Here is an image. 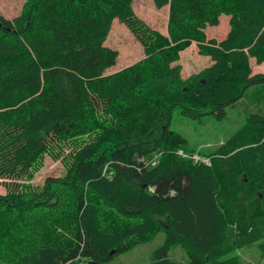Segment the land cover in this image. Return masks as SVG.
Segmentation results:
<instances>
[{"label": "trees", "instance_id": "16d2710c", "mask_svg": "<svg viewBox=\"0 0 264 264\" xmlns=\"http://www.w3.org/2000/svg\"><path fill=\"white\" fill-rule=\"evenodd\" d=\"M153 4L169 7L166 33L132 0H24L14 18L0 14V264H101L159 232L148 264H244L240 249L264 251L263 106L206 161L169 128L174 111L224 118L248 90L264 102L250 60L264 63V0ZM222 14L225 37H207ZM114 18L144 56L106 74ZM192 42L212 63L182 78L174 63ZM46 154L64 172L23 184ZM175 245L186 262L168 257Z\"/></svg>", "mask_w": 264, "mask_h": 264}, {"label": "rangeland", "instance_id": "374dc122", "mask_svg": "<svg viewBox=\"0 0 264 264\" xmlns=\"http://www.w3.org/2000/svg\"><path fill=\"white\" fill-rule=\"evenodd\" d=\"M139 1L140 0H133L132 2L134 13L151 27L166 33L167 25L164 24V9L157 11L154 7L153 0H141L144 4L143 6L139 5ZM23 2L24 0H0V14L4 16V18H14V16L20 13ZM229 18L228 15L222 14L217 25H208L206 27L205 35L217 40L225 37V34L229 30ZM110 26L109 34L104 44L118 50L117 52L119 54L115 64H112V66L106 69V74L113 73L125 67L126 63H128L126 65H129L131 62L134 63L144 56L142 45L124 23L118 18H114ZM197 48L196 42H192L187 48H184V50L180 52V59L174 63L180 66V75L182 78H187L192 74H196L212 63L210 57L200 53ZM250 60L252 73L264 71V63L256 64L254 60ZM262 91L264 92V89H260V92ZM253 94V90H248L236 104L228 108L226 116L221 119L205 116L201 120H194L183 117L178 114V112L174 111L172 113L169 128L181 133L186 138L187 143L185 147L190 151V157L195 160L202 159L206 161L207 159L202 156V153L222 143L226 137L240 126L239 124H242L248 111L258 108L255 104H259L264 108V102L257 103L252 101L251 97ZM67 151L68 149H66L64 153ZM177 153L181 155L187 154L183 153L182 149ZM42 159V166L34 171V174L29 180H22L21 182H23V184L26 183L28 185L37 186L43 183L47 176H59L64 172L61 158H51L50 155L48 156V154H46ZM5 181L7 180L0 178V194L6 192L5 186H3V182ZM163 241L164 233L159 232L151 241L143 244H136L131 249L119 253L118 255L115 254L113 258L101 264H148L153 251L158 248ZM186 255L185 249L180 245L173 246L168 252V257L175 261L186 262L188 260ZM238 255L244 264H264V251H262L257 244L240 249ZM84 261L83 264H93V262H95L90 260Z\"/></svg>", "mask_w": 264, "mask_h": 264}, {"label": "crops", "instance_id": "0c3cea01", "mask_svg": "<svg viewBox=\"0 0 264 264\" xmlns=\"http://www.w3.org/2000/svg\"><path fill=\"white\" fill-rule=\"evenodd\" d=\"M132 2H133V0H132ZM138 3H139L140 6H143V5H144V4L142 3L141 0H140ZM162 9H164V10H163V11H164V14H163V15L165 16V20H164L165 23H164V24L167 25L166 23H167V20H168V10H169V7H168V5H165V6H163L162 8L157 9V11L162 10ZM166 28H167V27H166ZM165 30H166V29H165ZM127 62H128V61H127ZM129 63H130V62H129ZM131 63H133V62H131ZM126 64H128V63H126ZM126 64H125V66H127Z\"/></svg>", "mask_w": 264, "mask_h": 264}, {"label": "water", "instance_id": "95a60500", "mask_svg": "<svg viewBox=\"0 0 264 264\" xmlns=\"http://www.w3.org/2000/svg\"><path fill=\"white\" fill-rule=\"evenodd\" d=\"M114 253V251H111V254H113ZM93 264H96V262H93Z\"/></svg>", "mask_w": 264, "mask_h": 264}]
</instances>
